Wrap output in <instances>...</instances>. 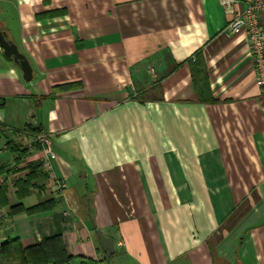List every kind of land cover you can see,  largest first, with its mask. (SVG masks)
I'll use <instances>...</instances> for the list:
<instances>
[{"label": "crops", "instance_id": "crops-1", "mask_svg": "<svg viewBox=\"0 0 264 264\" xmlns=\"http://www.w3.org/2000/svg\"><path fill=\"white\" fill-rule=\"evenodd\" d=\"M227 22L218 0H0L33 74L0 48V245L58 264H264V95Z\"/></svg>", "mask_w": 264, "mask_h": 264}, {"label": "built area", "instance_id": "built-area-1", "mask_svg": "<svg viewBox=\"0 0 264 264\" xmlns=\"http://www.w3.org/2000/svg\"><path fill=\"white\" fill-rule=\"evenodd\" d=\"M225 10L228 22L225 30L231 34H244L254 73V83L264 95V0H218ZM26 143H36L47 155H53L52 142L45 133L22 131ZM47 162L45 165L47 166ZM58 188L64 187L62 181L56 182Z\"/></svg>", "mask_w": 264, "mask_h": 264}, {"label": "trees", "instance_id": "trees-1", "mask_svg": "<svg viewBox=\"0 0 264 264\" xmlns=\"http://www.w3.org/2000/svg\"><path fill=\"white\" fill-rule=\"evenodd\" d=\"M193 79L195 81V85L197 89L200 91V95L203 98H210V90L208 86V79L206 77V70L205 67L201 64L198 65V67H193ZM139 98H143V95L140 94ZM142 101V100H141ZM24 131H29L33 133H40L39 130H35L30 127V125H26L24 127ZM25 150L22 151L24 153ZM40 162H36L28 167L29 169V175L33 177V174L36 172V168L40 167ZM6 173L3 166H0V175ZM30 178H27L24 180V182H16L15 185L17 186V189L20 191L21 194L25 192V189L27 188L29 184ZM5 190L3 185H0V196L2 195L3 191ZM39 207V206H37ZM42 244H37L34 247L29 248H23L18 240V238L14 239H8L7 241L3 242L0 245V264H27V263H33L38 264V262L41 263H52V264H58V261H51L50 258L47 256H44V259L42 261H36L37 258H40L39 254H42Z\"/></svg>", "mask_w": 264, "mask_h": 264}, {"label": "water", "instance_id": "water-1", "mask_svg": "<svg viewBox=\"0 0 264 264\" xmlns=\"http://www.w3.org/2000/svg\"><path fill=\"white\" fill-rule=\"evenodd\" d=\"M0 48L3 55L12 59V61L19 67L22 72V78L24 81L29 82L33 78L32 67L27 60L26 56L20 52L18 46L9 38L4 31L0 30ZM99 241L107 257H109L114 251V240L110 237L104 236L101 231H97Z\"/></svg>", "mask_w": 264, "mask_h": 264}, {"label": "rangeland", "instance_id": "rangeland-1", "mask_svg": "<svg viewBox=\"0 0 264 264\" xmlns=\"http://www.w3.org/2000/svg\"><path fill=\"white\" fill-rule=\"evenodd\" d=\"M227 112H228V110H227ZM226 117H229L228 115H225ZM238 115L237 114H233V118H236ZM239 118H240V116H239ZM242 154H238V156L240 157Z\"/></svg>", "mask_w": 264, "mask_h": 264}]
</instances>
